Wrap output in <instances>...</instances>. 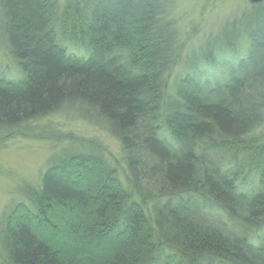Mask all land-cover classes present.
<instances>
[{"label":"trees","instance_id":"obj_1","mask_svg":"<svg viewBox=\"0 0 264 264\" xmlns=\"http://www.w3.org/2000/svg\"><path fill=\"white\" fill-rule=\"evenodd\" d=\"M174 8L0 0V47L19 72L0 74V145L62 143L40 123L64 112L114 135L124 161L119 172L65 138L3 213L0 264H264V3L223 42L246 45L235 71L207 43L171 93Z\"/></svg>","mask_w":264,"mask_h":264},{"label":"rangeland","instance_id":"obj_2","mask_svg":"<svg viewBox=\"0 0 264 264\" xmlns=\"http://www.w3.org/2000/svg\"><path fill=\"white\" fill-rule=\"evenodd\" d=\"M60 1L65 3L67 0ZM172 2L175 7L172 17L177 22L184 51L183 62L176 68L171 79V93L176 90L174 83L178 75L184 74L186 68H189L187 65L189 61L187 58L184 59L185 55L189 54L192 57L191 63L195 64L198 57H193L194 52L198 53L202 47L207 46V43H211L219 52L218 60L228 64L231 70L235 71L240 60L247 56L246 45L241 43L235 53L227 49L223 42L231 34H240L243 31L245 18L247 22L257 24L253 19L255 13L253 6L256 4L248 0H172ZM3 37L4 35L0 34V38ZM236 37L235 35L234 38ZM12 62L13 60L0 47V74L16 79L19 72L13 68ZM227 77H229L228 72L224 78ZM40 125L45 128L49 125L53 126L57 130L55 132H59L63 145L57 141L21 137H10L0 145V225L3 213L13 201L19 199L21 185L24 182L35 183L39 180L51 156L64 147H68L69 143L65 138L70 137L78 144L81 142L94 148H102L101 150L105 152L115 167L119 165V162L120 165L124 164L119 140L103 127L101 128V125H95L78 116L69 117L64 112L45 118ZM257 133L264 136V124L257 130Z\"/></svg>","mask_w":264,"mask_h":264},{"label":"water","instance_id":"obj_3","mask_svg":"<svg viewBox=\"0 0 264 264\" xmlns=\"http://www.w3.org/2000/svg\"><path fill=\"white\" fill-rule=\"evenodd\" d=\"M252 4H259L262 3L264 0H248Z\"/></svg>","mask_w":264,"mask_h":264},{"label":"bare ground","instance_id":"obj_4","mask_svg":"<svg viewBox=\"0 0 264 264\" xmlns=\"http://www.w3.org/2000/svg\"><path fill=\"white\" fill-rule=\"evenodd\" d=\"M112 164V166L113 167H115L114 165H113V163H111ZM119 165H120V163H119ZM122 165V164H121ZM110 168H112V167H110ZM117 170H119V172L121 171V169L118 167V164H117V167H115ZM107 174H108V176H110V172L109 171H107ZM120 175V174H119ZM121 176V175H120Z\"/></svg>","mask_w":264,"mask_h":264}]
</instances>
